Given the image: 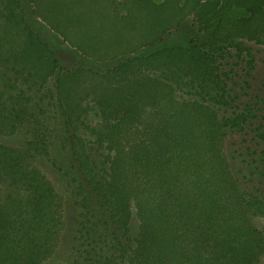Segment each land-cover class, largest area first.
I'll return each mask as SVG.
<instances>
[{
	"label": "trees",
	"instance_id": "1",
	"mask_svg": "<svg viewBox=\"0 0 264 264\" xmlns=\"http://www.w3.org/2000/svg\"><path fill=\"white\" fill-rule=\"evenodd\" d=\"M31 4L102 67L63 66L24 0H0V136L25 137L0 142V264L56 250L62 201L32 158L60 169L66 153L68 264H263L264 101L240 78L254 68L245 43L264 44V0ZM189 17L205 37L165 44Z\"/></svg>",
	"mask_w": 264,
	"mask_h": 264
},
{
	"label": "rangeland",
	"instance_id": "2",
	"mask_svg": "<svg viewBox=\"0 0 264 264\" xmlns=\"http://www.w3.org/2000/svg\"><path fill=\"white\" fill-rule=\"evenodd\" d=\"M158 2L162 0H156ZM28 5L29 19L33 28L39 33L41 38L51 45L57 52L60 63L63 66L71 65H87L102 67L100 63H94L90 61L87 57L83 56L78 50L69 46L63 39L56 34L41 18L35 16L31 11L33 5L31 0H24ZM234 14L238 16H243L245 12L240 9H236ZM194 37H199L202 39L205 37L201 32H199L198 27L192 17H189L182 26L173 30L168 34L165 39V44H170L174 41L188 42ZM246 46L251 48L254 58V68L252 70V75L248 78L244 76L242 72V77L240 78L241 85H245L244 91L248 92L251 97L260 95L262 99L257 101H264V44H256L253 42H246ZM245 81L247 84H245ZM248 86V87H247ZM234 135H228L226 137V153L231 161L232 170L234 174H237L236 161L232 159V150L234 149L233 141L235 140ZM0 142L12 146H21L25 143V137L23 134H18L13 137L0 136ZM59 160V168L54 166L52 162L47 159L36 156L32 158V166L41 170L49 180L56 187L57 192L61 198L62 203V229L60 232V237L58 238V244L56 250L52 253L50 257L42 262V264H68L71 261V250L74 242V237L76 233L77 226V210L74 205L73 195L71 191V186L69 182V176L65 175V172L69 169L68 162L70 156L66 154H61ZM131 233L134 235L137 232L138 221L136 216H133L131 224ZM264 264V263H263Z\"/></svg>",
	"mask_w": 264,
	"mask_h": 264
}]
</instances>
